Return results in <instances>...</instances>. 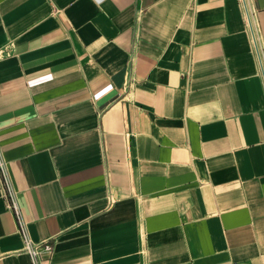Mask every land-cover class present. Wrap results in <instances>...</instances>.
<instances>
[{
  "label": "crops",
  "instance_id": "1",
  "mask_svg": "<svg viewBox=\"0 0 264 264\" xmlns=\"http://www.w3.org/2000/svg\"><path fill=\"white\" fill-rule=\"evenodd\" d=\"M0 264H264V0H0Z\"/></svg>",
  "mask_w": 264,
  "mask_h": 264
},
{
  "label": "built area",
  "instance_id": "2",
  "mask_svg": "<svg viewBox=\"0 0 264 264\" xmlns=\"http://www.w3.org/2000/svg\"><path fill=\"white\" fill-rule=\"evenodd\" d=\"M0 168H4V164L0 161ZM7 195H6V208L13 214L16 219V224L18 229L22 235V244H23V252L27 253L32 261V264H40L39 258L42 254H49L52 252V245L47 242H39L35 243L28 237L26 233L25 223L21 218L17 199L16 192L11 186L10 182H7ZM230 264H240L237 262H231Z\"/></svg>",
  "mask_w": 264,
  "mask_h": 264
}]
</instances>
